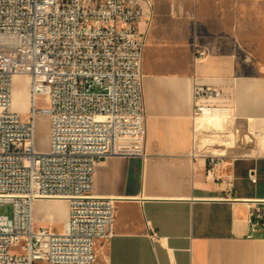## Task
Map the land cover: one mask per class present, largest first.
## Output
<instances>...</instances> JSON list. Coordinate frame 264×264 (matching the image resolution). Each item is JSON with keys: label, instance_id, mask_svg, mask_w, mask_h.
<instances>
[{"label": "crops", "instance_id": "1", "mask_svg": "<svg viewBox=\"0 0 264 264\" xmlns=\"http://www.w3.org/2000/svg\"><path fill=\"white\" fill-rule=\"evenodd\" d=\"M149 19L146 155L97 166L96 193L116 207L95 264H264V226L248 235L251 207L264 208V0H155ZM202 85L204 104L227 111L196 114ZM210 156L224 157L231 191L208 177Z\"/></svg>", "mask_w": 264, "mask_h": 264}, {"label": "built area", "instance_id": "2", "mask_svg": "<svg viewBox=\"0 0 264 264\" xmlns=\"http://www.w3.org/2000/svg\"><path fill=\"white\" fill-rule=\"evenodd\" d=\"M154 1L0 0V203L12 204L0 212V264H95L97 240L114 232L116 198L95 192V173L107 156L146 155L140 23L151 20ZM16 74L31 78L26 115L13 106ZM212 93L196 89V114L227 111L204 104ZM39 113L50 117L47 149L36 143ZM224 164L210 156L207 174L231 191ZM52 197L69 202L61 231L36 225V202ZM261 226L256 202L248 235Z\"/></svg>", "mask_w": 264, "mask_h": 264}, {"label": "rangeland", "instance_id": "3", "mask_svg": "<svg viewBox=\"0 0 264 264\" xmlns=\"http://www.w3.org/2000/svg\"><path fill=\"white\" fill-rule=\"evenodd\" d=\"M18 82L19 85L25 83L26 82L25 76H21ZM38 104L40 107L47 105L44 96L39 97ZM22 112L26 115L28 111H22ZM50 129H51L50 117L48 115L39 113L37 116V132H36V139H37L36 143L39 149H47L50 146ZM60 200L61 199H56L52 201V199H47V200H39L36 202L35 217H36L37 226L50 225L53 229L60 230V228L63 225L60 219L64 218L66 220L68 216L67 214L65 215L59 214L55 210L54 206H51L52 204L55 205L57 208V206H59L61 203H65V201H60ZM11 209H12L11 203L9 202L0 203L1 213L2 212L11 213ZM66 209L68 210V207H66ZM50 211L52 212V214H50Z\"/></svg>", "mask_w": 264, "mask_h": 264}, {"label": "bare ground", "instance_id": "4", "mask_svg": "<svg viewBox=\"0 0 264 264\" xmlns=\"http://www.w3.org/2000/svg\"><path fill=\"white\" fill-rule=\"evenodd\" d=\"M21 76H25L26 82L23 83L22 85H19L18 81L20 80ZM12 96H13L14 108H16L17 110H20V112L28 111L29 106L32 105L34 102V91L31 87V78L28 74H16L14 76ZM47 199L68 200L65 197H52V198H47ZM47 199H44V200H47Z\"/></svg>", "mask_w": 264, "mask_h": 264}]
</instances>
